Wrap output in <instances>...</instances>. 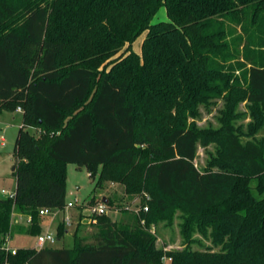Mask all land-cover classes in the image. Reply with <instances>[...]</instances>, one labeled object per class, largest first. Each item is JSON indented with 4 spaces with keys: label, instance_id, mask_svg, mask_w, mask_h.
<instances>
[{
    "label": "trees",
    "instance_id": "16d2710c",
    "mask_svg": "<svg viewBox=\"0 0 264 264\" xmlns=\"http://www.w3.org/2000/svg\"><path fill=\"white\" fill-rule=\"evenodd\" d=\"M162 6L167 20L153 22ZM241 44L243 97L225 96L214 134L188 125L229 86ZM241 99L264 106V0H0V111L22 109L15 197H0V264H162L165 255L171 264H264V136L255 137L264 115L253 110L249 131L236 128ZM199 143L218 145L205 168L195 163ZM69 163L90 175L100 167L98 182L140 196L134 222L104 214L91 241L78 221L71 247L7 252L13 209L37 236L40 208L66 205ZM177 210L189 242L199 232L219 249L156 248L152 224ZM68 232L60 222L58 239Z\"/></svg>",
    "mask_w": 264,
    "mask_h": 264
},
{
    "label": "rangeland",
    "instance_id": "374dc122",
    "mask_svg": "<svg viewBox=\"0 0 264 264\" xmlns=\"http://www.w3.org/2000/svg\"><path fill=\"white\" fill-rule=\"evenodd\" d=\"M166 8L162 6L157 14L153 18V22L161 20H167ZM143 37L141 36L133 44V49L137 52H141V43ZM235 47H233L234 49ZM238 50V52H237ZM242 50V44L233 50L235 55L230 61L232 62L233 78L230 81L227 89L224 90L221 96L212 98L207 104L199 103L197 106V114L189 115L187 118L188 125H194L197 129L202 130L204 133L211 134L219 130L224 122L223 115L226 110L225 96L231 95L236 97H243L244 89L247 82V70L249 66H243L240 68L236 60H241L242 55L239 53ZM239 53V54H238ZM253 110L256 111V115H264V106H251L246 99L237 101L235 109L232 111L231 122L236 126H240L242 131L248 132V126L253 121ZM22 123V115L16 111H10L4 109L0 111V197H8L1 191H13L15 189V180L12 176V170L15 166L16 158L14 156V146L18 130ZM36 133V130H31ZM264 136V126H261L255 134L257 139H261ZM253 136L248 134H242V140L245 142L252 139ZM2 138H4L5 145H2ZM218 145L216 143L210 144L208 147H204L201 143L198 144L197 157L195 163L205 168L210 165L212 160L217 157ZM216 168V167H214ZM100 167L96 170L94 175H90L87 167H79L74 163H69L66 166L67 170V193L66 201L82 202L83 204H92L103 201V198L109 200V211L107 216L116 221L119 226H125L134 222L135 214L140 209L141 197L134 192H129L125 184L112 181L103 180L99 181ZM126 174L131 173L129 169L125 171ZM256 182H253L255 185ZM93 199V200H92ZM93 202H90V201ZM76 214V210L72 211ZM86 213V212H85ZM173 214V215H172ZM170 218H164L159 220L156 224H152L151 231L156 235L155 247L164 249V251L170 250H182L186 247L193 250H204L210 247L212 250H218L219 247L214 246L211 240L205 239L199 232H195L192 236V241L189 242L182 232V212L174 211ZM98 217L95 222H89V220L82 223L79 229V235L89 237L91 241L92 235L98 232L96 226ZM11 222L14 229L13 237L9 240V245L12 247H34L36 243V236L31 233H27L22 227L27 225V216L13 209L11 214ZM76 222L73 226L69 227V232L64 237L58 239L53 246L55 247H71L74 244V236L76 232ZM21 227V229H20ZM52 233H57L56 226L51 220V216L45 218L43 223V231L49 230ZM172 261V260H171ZM170 260L164 261L162 264H171Z\"/></svg>",
    "mask_w": 264,
    "mask_h": 264
},
{
    "label": "built area",
    "instance_id": "2783aa9c",
    "mask_svg": "<svg viewBox=\"0 0 264 264\" xmlns=\"http://www.w3.org/2000/svg\"><path fill=\"white\" fill-rule=\"evenodd\" d=\"M18 111H22L21 107H18ZM2 193L6 194L8 197L13 198L15 197V190L13 191H6L3 189L1 191ZM149 198V197H148ZM76 201H70L67 202L66 205L63 208H51V207H42L39 210L40 217L42 219V224L45 222V218L48 216H51V220L53 224L57 226L60 222H64L67 227H71L77 223L85 222L89 220V222H95L97 217L107 214L109 211V205L108 203H105L104 201H100L98 203H92V204H83L82 202ZM76 210V214H73L72 211ZM144 210H148V206H144ZM86 212V213H85ZM31 221V217L27 216V223ZM11 237L7 238L6 243L4 244L3 248L7 252H12L13 254L16 253L18 247H12L9 245V240ZM58 240L57 233H52L49 230L43 231L39 235L36 236V243L35 248L36 249H42L48 245H52ZM164 261L172 260L171 257H168L167 255L163 258ZM9 264V263H6Z\"/></svg>",
    "mask_w": 264,
    "mask_h": 264
},
{
    "label": "crops",
    "instance_id": "0c3cea01",
    "mask_svg": "<svg viewBox=\"0 0 264 264\" xmlns=\"http://www.w3.org/2000/svg\"><path fill=\"white\" fill-rule=\"evenodd\" d=\"M16 112H19L20 114H21V112L20 111H16ZM2 145H5V142H4V138H2ZM12 172H13V170H12ZM0 176H1V174H0ZM14 180L16 181V179L14 178ZM15 189H16V182H15ZM14 189V190H15Z\"/></svg>",
    "mask_w": 264,
    "mask_h": 264
},
{
    "label": "water",
    "instance_id": "95a60500",
    "mask_svg": "<svg viewBox=\"0 0 264 264\" xmlns=\"http://www.w3.org/2000/svg\"><path fill=\"white\" fill-rule=\"evenodd\" d=\"M15 170V166L13 167V171ZM103 201L105 202V203H109V200L107 199V198H103Z\"/></svg>",
    "mask_w": 264,
    "mask_h": 264
}]
</instances>
